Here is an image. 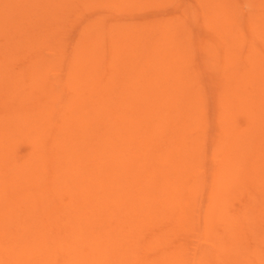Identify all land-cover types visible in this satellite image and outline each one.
<instances>
[{
    "label": "bare ground",
    "instance_id": "1",
    "mask_svg": "<svg viewBox=\"0 0 264 264\" xmlns=\"http://www.w3.org/2000/svg\"><path fill=\"white\" fill-rule=\"evenodd\" d=\"M59 1L0 0V264H185L183 244L174 240L195 226L205 237L211 235L212 222L221 223L229 236L224 238V245L226 239L227 245L237 241L239 234L231 232L236 218L229 208L230 184L237 192L241 184L255 178L248 177L253 171L242 177L245 163L237 164L242 160L239 155L247 151L254 156V160L250 158L256 162L254 167L264 165V49L256 50L257 42L264 48L263 13L262 22L258 20L260 25L251 22L255 28L249 27L259 40L252 39L257 43L255 49V42L250 39H246L247 43L241 38L240 43L236 41L239 38H235L236 42L231 38L236 53L229 55L233 70L230 77L227 74L231 78L227 84L232 96L229 94L225 107L232 111L230 114L225 110L229 116L219 144L222 152L214 170V188L197 219L193 210L197 187L189 185L187 176L190 168L196 169V161L202 160L197 156L200 137L195 139L190 133L197 126L188 112L191 114L194 103L182 101L181 89L174 85L188 90L180 73L181 82L177 79L171 83L170 74L164 70L166 65L169 68L167 56L152 55L159 52L158 45H154L155 52L146 51L157 60L146 56L145 63L141 58L144 65L137 63L141 72L136 63L124 58L129 64L127 69L119 73L117 67L115 75H110L106 66L98 69V63L91 62H73L70 69L51 75L52 58L42 55L36 35H41L40 43L48 41L50 32L44 30L42 34V29L52 25L50 30L55 20L59 21L57 8L62 0ZM66 3L70 5L71 0ZM244 50H248L244 55L253 69L239 75L235 62L242 61ZM129 58L128 61L132 59ZM19 63L21 68H14ZM237 65L241 68L240 63ZM92 72L94 76L89 74ZM185 74L188 79L189 73ZM103 76L107 78L105 85ZM86 77L92 82L85 81ZM146 77H154V82ZM68 89L71 96L67 95ZM235 107L239 109L236 111ZM239 117L243 126L237 121ZM17 143L28 147L26 155H19ZM259 171L263 176L264 171L260 172L262 175ZM252 180L249 187L262 191L260 184L264 182ZM260 197H253L255 201L251 203L259 205ZM263 205L256 207L258 214ZM237 215L241 222L243 217ZM258 223L252 224L255 229L259 228ZM255 242L247 247V258H259L254 250H264L257 249ZM227 245L218 241L211 248L222 253ZM239 246L240 250L229 245L228 251H236L233 256L226 250L225 256L234 260L232 264H243V260L247 264L251 257L245 258L247 262L239 260V252L246 250L244 242ZM249 249L254 253L248 256ZM260 257L263 262L264 257ZM253 261L251 264H255Z\"/></svg>",
    "mask_w": 264,
    "mask_h": 264
},
{
    "label": "rangeland",
    "instance_id": "2",
    "mask_svg": "<svg viewBox=\"0 0 264 264\" xmlns=\"http://www.w3.org/2000/svg\"><path fill=\"white\" fill-rule=\"evenodd\" d=\"M63 1H65V3H63ZM66 2H68V0H62L60 2L58 6L59 8H57L60 15V17L58 18L59 21L55 20L53 24V28L49 30V28L52 26L50 25L47 26V30L42 29V34H44L45 31L50 32V38H48V41L51 40L53 42L46 41V43L44 44L45 42L44 41L40 43V41L42 40L41 35L40 34L36 35L38 36V41H36L37 44L39 42L37 47L40 46L39 48L42 51L41 52L42 55L44 54L43 56H45L46 58L48 57L49 59L52 58L53 63L52 61L51 63L54 65V68L52 71L53 73H51V75H53L54 73L56 75L59 74V70H61L62 72L64 68L70 69L73 62L76 63L88 62V64L90 62L98 63L97 66L98 69L104 70V66H106L105 70L107 69L108 72L110 71L109 72L110 75H115L116 72H114V69L117 70V67H118V72L120 71L119 73L125 72V69H127L126 67L129 65V64L127 65L126 62L132 64L136 63L135 66L139 67L138 65L140 64L144 65L141 61V58H143V60L146 56L148 58L149 57L154 58V56L157 53V56L160 54L159 55L160 57H162L161 56L162 54H165V57L167 56V59L169 61L168 62L169 68H166L168 67L166 65L164 70L167 69L166 75L169 76L170 74V77L173 74L171 78L167 76L171 80V83L174 84L175 83L174 81L178 82L181 76L182 84H184L183 86L187 87L188 90H185V88L180 86V84L175 83L174 85L180 87L179 89H181V91L179 90L180 91L179 95L182 94L181 95L182 101L194 103L193 105L191 104L194 107V108L191 107L192 108L191 114L190 111L188 112L189 115L191 116L190 118L192 122L197 124V126L196 127L194 126L190 133L194 135V136L192 135L194 138L196 137L197 139H199L198 137H200L199 139L200 142L198 143V146H200L199 147L200 152H198L197 156H199L200 158L199 160L201 159L202 160L201 161L197 160L198 162L195 160L197 165L194 166L193 168L196 169H193V171H191L192 168H190L189 172L191 173H189L187 176V181L189 182V185L195 184V187H197V189L195 188L197 192L195 195V201L193 206L194 218H197L200 210L201 209L203 210L204 207L208 204L207 199H209L210 193L214 188V182H213L214 170L221 160V152H222L221 151L222 147H219V144L222 141L221 137L224 134V130H225L224 128L226 125L227 116H229L227 113L230 112L231 114L232 111V109H230L229 111L228 109L229 106L228 108H226L227 106L225 107V105L229 103L228 98L231 95V93H229L230 95L228 94V92H230V88H229L230 85H228L229 83L227 84V82L231 80V78L229 79V77L230 74H232L231 71L233 70V69L231 70L232 67L229 64V62L231 61L230 59H232V57L230 58V56L232 55V53L233 54L236 53L235 52L236 50L234 51L232 49L231 44L233 45L234 42L236 41L240 42L241 38H244L245 42L247 43H249V41L252 39L258 38L255 33L254 36V34L251 32V30H253L255 27H253L250 24L251 22L252 23L254 22L255 24L253 25L257 26L260 23L259 21H261V19L264 18V17L262 18V16L260 15L261 13H263L262 15H264V11H263L264 6L262 7L260 6V2L262 4L263 1L262 0H71V4L69 3L70 5H68ZM65 7L67 8V12ZM62 10L64 13H62ZM56 16L58 17V15ZM37 23H40V21H38ZM250 26L253 27L251 30L249 28ZM248 35L250 36L252 35L253 38H250V36ZM231 38H233L232 41L234 40L233 43L231 41ZM235 38L236 39L239 38V40L235 41ZM246 39L247 40L250 39V40L246 41ZM252 41L253 43L255 42L254 40ZM257 43H258V47L255 46ZM257 43L255 42V44L252 45L253 48L256 47V50L260 49L262 51V49H264L261 46L262 44H260V42ZM45 45L46 48H44ZM154 45H158V46L156 47ZM246 46H249L248 48L252 49V47L250 48L249 44H246L245 47ZM152 47L153 48L156 47L157 50L159 49V52L158 51L155 52L154 50L156 49H153ZM128 48L130 49L129 50L130 53H133L132 55L129 53ZM161 48L162 51H160ZM146 49L147 50L149 49L150 51L153 50V52L155 53L153 54L152 51L151 53L154 56L153 57L148 56V54L150 55L149 53L150 51H146ZM246 49L247 48H245V50ZM248 50L243 52V55L248 53ZM142 51L143 52L145 51L144 52V54H146L145 56ZM135 52H137L138 54ZM127 56L130 57L129 59L132 58L133 61L135 62L133 61L130 62L132 59L128 61ZM157 56L155 57L157 58ZM117 57L119 59L122 58L123 60L121 61V59L119 60ZM245 57L246 55H244L242 59L243 62L239 61L241 59H238L237 60L238 62H235L237 69L239 68L238 69L239 75H244L252 71L253 69V66L249 65ZM124 58L126 62L124 61ZM156 58H154V60H157ZM244 60H246L247 63H245ZM121 62L123 63L121 64ZM143 62L147 63V59L144 60ZM137 63L139 64L137 65ZM238 63H240L241 68H243L242 71H240L241 68L239 65H237ZM21 64L22 63H19L18 64L19 66L16 65L14 66V68L20 69ZM132 64H131L132 69H135L133 68L134 65ZM113 65L116 66V68H114ZM108 67H110L111 69L110 68L108 69ZM138 69L140 70V67ZM111 71H113V73ZM184 72L185 73L187 72V74L189 73V75H187L189 77L188 79L185 77L186 74ZM183 73H184V78L186 79L183 78L182 76ZM89 74L94 76V72ZM143 74L141 75L142 77ZM227 74L229 77H227ZM152 75H154V73ZM152 75H150L149 77L151 78ZM106 79H107L106 76H103L104 85L107 84ZM154 79L155 78L152 77V79L148 80L146 77V80L149 81L150 83L154 82L153 81ZM177 79L179 80L177 81ZM85 81L92 82V79L86 77ZM147 81L146 83H149ZM223 82L224 84H222ZM156 85L161 86L162 84L160 85L159 83H157ZM66 92L65 93L68 96L72 95L69 89L66 90ZM226 97L228 99V102H226ZM27 103L30 102L27 101ZM27 103L26 105H28ZM19 105H16V107H19L20 109L21 106ZM233 109L237 111L239 108L235 107ZM225 110H227V113L225 112ZM240 117L237 119V121L240 123V126L241 125L243 126L244 121ZM17 145L18 148L21 149V151H19L20 156H24L25 153L27 154L29 149L26 145H25L26 148L24 147V144H22L23 145L22 146L17 143ZM246 153L247 151L244 152L243 154L246 156L248 154ZM249 154L246 157H244V155L243 156L239 155L242 158V160L237 161L235 160V157L234 160L237 161V164L240 162L242 164L245 163L243 170H241L242 175L246 173L247 176L249 173H251L250 171H253L255 175L252 173L253 175L249 174L251 176L248 177H255V178H250V181L247 180L249 182H245L244 183L245 185L241 184L240 186L241 188L237 190V192L234 190L235 188H233V186L230 184V187H232L230 191L232 193L230 196L231 198L228 197L230 198L229 200L230 201L229 204L231 206L229 207L230 212L233 211L236 215L235 216L234 213L232 212L234 219L236 218L235 220L238 221L237 214H240L241 217H243V219L241 218L242 219L241 222L234 221L232 225L233 229L231 230V232L234 234H239L238 235L239 237L237 235L235 236L238 237V240L237 241L234 240V242L229 243V245H232V248L235 247L234 249H236L237 247L238 250H240L239 245L241 242L242 243L244 242L246 250L244 251L241 250L239 252L240 255L237 254L238 251L235 254V257L238 255L239 258L238 257L237 258L239 260H243L247 258L246 256L248 253L247 252L248 248L251 245V243H252L251 246L254 245V242L256 241V238H258V236L264 239L263 237L264 209L262 211L259 210L261 211L260 212L261 214L257 213L258 210L257 208H259V206H262V203H264V189H263L264 185H262V183L260 184L262 191H259L252 186H251L252 188L249 187L250 186L249 184L251 183V179L253 180L256 179L257 180L256 182L258 183L264 182V179H262V177L264 178V175L260 176L257 173L259 169H260L259 173L261 171L263 173L264 167L262 166L264 165H261L259 169L257 167H254L256 163L253 161L254 156H251V153ZM250 158L253 160H250ZM243 159L245 160L243 161ZM247 161L248 162L251 161L250 162L251 164H249ZM248 165H250V167L253 166L257 174L254 172L253 168L248 167ZM242 177L245 176L243 175ZM254 185L257 186L256 184ZM245 186H247V188L249 187L248 190L247 188H245L244 190L243 187ZM254 189L257 191H254ZM250 190L254 191V194H251L252 192ZM256 195L262 196L260 197L262 199L258 198L259 200L262 201L261 203H259V205H253V203H251L253 202L252 200H254L253 197H259ZM257 201L256 204L258 203ZM254 208H256L255 211ZM198 209L199 211L197 212ZM249 209L251 210L253 209V210L251 211ZM248 214L251 216H249ZM240 215H239V219H240ZM247 216L249 217L250 221H248ZM197 219H195V223ZM245 219H247V221L250 222V225H248ZM254 221L257 223L259 222L258 229H255L256 226L254 227L252 225L255 224ZM238 223H240L241 225H239ZM196 228L197 226L193 227L192 230L191 229L188 230L190 232L185 233L182 236H179V240L178 239L174 240L175 242L179 241L178 244L179 243L183 244L182 247L184 250V255L186 257L185 264H228L229 256L227 255L225 256V253L227 252L228 254L231 253L233 254L234 251L236 250L233 249L234 250L233 252L227 250V247L229 246L227 245L228 242L227 239L229 236L225 235V230L222 224L217 222H212L211 235H207L206 237L205 235H203L202 232H198L200 231L199 228L197 229ZM261 231L263 232L262 235H261ZM246 232L247 233L250 232L249 235ZM250 234H252L253 236H251ZM250 236L253 240L250 238ZM226 237L227 239L225 240V245L227 246L223 247L222 249L224 250L225 248V251L226 250L227 251L226 252L223 251L222 253L214 252L211 246H215L216 244H218V241L219 243L222 242L223 246H225L223 241L224 238ZM262 238L260 239L262 240ZM246 239L248 240V246ZM260 239L258 238L257 240V246L255 242V246L257 249L261 247H262L261 249L264 248V242L260 241ZM259 241L262 243H260ZM206 248L208 249L206 250ZM228 248L229 250H231V247ZM241 248L244 247L241 246ZM249 251L250 252L248 256L250 255L252 250L249 249ZM254 252L259 253V254L258 253L255 254L256 256L260 255L264 257V254H262L264 253V250L262 251L254 250ZM260 256L259 258H256L255 256L250 255L249 256L251 257L250 261L247 262V260L245 259V262H247V264H251L253 260H256L255 264H264V261L262 262L263 258ZM249 257L247 258L248 260ZM219 258H221V260L223 259L222 262ZM27 260L28 258L25 261ZM233 261L234 260L231 258L229 264L235 263ZM243 264H244V260H243Z\"/></svg>",
    "mask_w": 264,
    "mask_h": 264
}]
</instances>
